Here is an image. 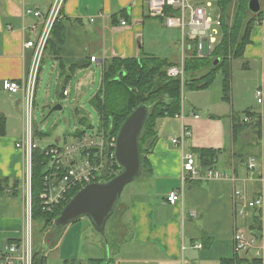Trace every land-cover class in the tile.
<instances>
[{"label":"crops","instance_id":"0c3cea01","mask_svg":"<svg viewBox=\"0 0 264 264\" xmlns=\"http://www.w3.org/2000/svg\"><path fill=\"white\" fill-rule=\"evenodd\" d=\"M51 2L0 0V115L4 118L0 129V252L8 241L22 237L24 212V155L15 147L22 133V101L19 93L5 91L2 84L4 80H20L30 65L32 49L24 43L37 38L42 19L27 10L45 12ZM61 19L64 41L58 47L59 54L50 44L43 56L35 106L42 69L48 66L45 59L59 71L64 67L71 76L82 70H102L105 61L113 57H140L144 53L173 65L179 63V33L177 38L158 36L156 24L166 26L149 15L147 0H65ZM249 38L235 74L231 66L228 100L218 97L212 104L196 102L186 107L181 101L180 116L162 119L158 127L156 123L157 138L146 153L147 165L127 185L119 205L117 219L122 228L105 229L104 235L98 232L100 237H95L91 223H82L79 218L62 230L56 243L43 249L46 264H63L71 258L102 260L105 264H223L224 259L264 264V19L253 26ZM91 56L96 60L91 61ZM58 80L62 82L60 94L68 96L66 85L60 77ZM256 89L262 90L263 103L256 101ZM46 102L56 101L49 97ZM247 109L260 114V131L250 125L234 141L233 123L249 117L244 114ZM253 121L250 117L247 122ZM182 130L186 135L181 148L171 140ZM201 149L217 151L210 166L201 164ZM185 153L194 155L200 169L211 167L224 177L206 179L202 174L182 179ZM171 191L181 192L182 199L170 204L167 195ZM261 195V205L238 213L243 199L251 201ZM257 212L261 238L247 250H237L234 235L253 238L251 225ZM83 233L84 239L80 237Z\"/></svg>","mask_w":264,"mask_h":264},{"label":"built area","instance_id":"2783aa9c","mask_svg":"<svg viewBox=\"0 0 264 264\" xmlns=\"http://www.w3.org/2000/svg\"><path fill=\"white\" fill-rule=\"evenodd\" d=\"M65 0H52L45 12L30 10L34 16L42 19L41 30L34 40H27L25 48L32 49L30 65L20 80H4L2 87L12 94H20L22 101V133L15 142V147L24 155V174L21 185V195L24 204L23 234L18 240L8 241L0 252V264H33V220H32V153L35 149L43 151L46 157L42 178L40 203L43 210L49 211L58 204L67 201L72 190H79L90 182H102L106 175L116 173L114 157L115 138L111 139L107 131L97 128L90 135L85 133L74 135V140L61 144H50L40 147L35 139L33 126L36 85L45 47L55 20L61 17V9ZM213 0H147L149 15L160 19L163 24L179 33L178 49L179 63L166 67V73L171 77L183 79L184 61L190 57L203 58L209 55L217 45V35L220 31L221 19H212L207 14V8ZM125 20L121 24H125ZM91 61L96 57L91 56ZM67 91L63 90V95ZM254 96L258 103H263L261 89H256ZM181 114H176L180 116ZM249 121L250 117H244ZM186 132L181 131L179 137L171 141L183 147ZM48 165L46 166V164ZM249 166L253 162L249 161ZM202 170V171H201ZM119 173V172H118ZM203 174V175H202ZM191 177L202 175L206 179L222 178L223 173L211 167L200 169L196 166L192 153H185L181 164V176ZM235 195L242 196L240 191ZM182 199V193L171 191L167 195L170 204ZM263 195L251 200H242L239 214L245 213L247 207L261 205ZM237 250H247L254 245V238H246L236 233L233 237ZM200 247V244L196 245Z\"/></svg>","mask_w":264,"mask_h":264},{"label":"trees","instance_id":"16d2710c","mask_svg":"<svg viewBox=\"0 0 264 264\" xmlns=\"http://www.w3.org/2000/svg\"><path fill=\"white\" fill-rule=\"evenodd\" d=\"M247 1L218 0L221 10V39L206 57L185 59L182 80L179 77L167 75L166 67L173 65L172 63L167 59L151 54L144 53L140 57H113L103 64L102 85L100 90L93 95L91 103L100 116V128L107 131L111 139L116 138L121 124L133 109L141 104L149 107L147 120L138 138L141 170L146 167V153L151 150L157 138V119L173 117L180 112L183 88L204 89L213 82L216 71L221 70L223 74V99H229L230 60L243 55V50L250 41L249 37L253 26L264 19V0L261 2V10L255 14L248 10ZM231 4H233L234 14L229 23L227 10ZM64 37V25L61 17H59L53 23L44 54L50 44L56 47V53L59 54L58 47L64 41ZM73 66L70 70L73 69ZM59 77L65 85L71 75L63 67L59 71ZM244 114L254 121L250 123L236 119L232 131L234 141L238 138L239 133L250 125L255 128L256 132L259 133L260 131V114L248 109L244 111ZM85 120L84 115H81L78 119L81 123H84ZM3 123L4 118L0 115V129L3 127ZM79 134L81 133L78 132ZM216 154L217 151L214 149H201L199 151L201 164L210 166ZM45 163L46 157L43 151L35 149L32 153L33 264H46V256L43 248L39 245V236L52 230L50 235L46 237L44 235L43 240H46L48 244L55 243L53 239L54 220L67 201L78 191L77 189L72 190L68 194L67 201L58 204L53 209L43 210L40 203V193L42 191ZM115 168L116 173L106 175L102 181L108 180L120 172L117 163ZM119 205L120 202L118 201L114 211H120ZM261 231V218L257 212L251 225V233L255 241L261 238ZM238 261V259H224L222 262L223 264H239ZM63 264L105 263L96 259L78 260L71 258L64 260Z\"/></svg>","mask_w":264,"mask_h":264},{"label":"rangeland","instance_id":"374dc122","mask_svg":"<svg viewBox=\"0 0 264 264\" xmlns=\"http://www.w3.org/2000/svg\"><path fill=\"white\" fill-rule=\"evenodd\" d=\"M262 2V0H261ZM227 13L229 15L228 22L230 23L234 14L233 4L228 7ZM207 14L212 19H217L221 15L220 6L218 0L212 1V6L207 8ZM158 33V36H170L171 38H177L178 32L175 30L162 27V25H157L154 28ZM221 39V31L217 35V40ZM45 59V63H48V66L42 69V74L37 87V103L34 109V129L37 126V131L35 132V139L39 146L44 147L50 144H61L62 142H70L74 140V135L77 132L85 133L90 135L92 131L96 130L101 126L100 116L98 111L91 103V99L95 93H97L102 85V70H90L84 72L83 70L78 75H72L69 80L65 83L67 90L69 91L68 96H62V82H59V69L58 67H51V63ZM240 64V59L233 58L230 62V72L231 66L233 72L237 71V67ZM236 82V81H235ZM223 86V74L221 70H217L213 82L204 89H182V103L183 106L188 104H194L196 102L208 103L211 104L223 97L222 92ZM230 88H231V73H230ZM59 94V96H58ZM49 97H54L55 103L46 102L45 100ZM226 101V99H223ZM55 104H60L61 109L53 110ZM78 110V111H77ZM84 115L86 120L84 123L78 121L79 117ZM162 119H167V117L157 119V127ZM168 125L170 123H167ZM177 124V123H176ZM48 163L46 164V166ZM128 187V186H126ZM121 195L119 202L122 201L126 188ZM82 223L85 221L90 223L86 217H81ZM69 225V224H67ZM59 227L58 229L53 230V239L55 243L62 236L60 235L62 230L66 229L68 226ZM121 224L119 219H117V212L114 211L111 217L108 219L106 224L107 231H118L120 230ZM93 235L95 237H100V234L94 230ZM52 230L46 232L39 236L40 246L43 249H47L49 246L46 240H43L46 236L50 235ZM117 233V232H116ZM35 234V233H34ZM88 234V233H87ZM86 234V235H87ZM45 235V237H44ZM85 234H81L83 238ZM35 237V236H34ZM84 239V238H83ZM35 241V238H34ZM81 244V242H80ZM242 251H239L241 253Z\"/></svg>","mask_w":264,"mask_h":264},{"label":"water","instance_id":"95a60500","mask_svg":"<svg viewBox=\"0 0 264 264\" xmlns=\"http://www.w3.org/2000/svg\"><path fill=\"white\" fill-rule=\"evenodd\" d=\"M248 10L255 14L261 10V0H248ZM61 109L55 105L53 110ZM149 107L138 105L121 124L114 147V157L120 172L102 182H90L80 188L63 206L54 220L55 229L81 217H86L92 227L105 234L108 219L122 195L124 188L141 175L138 138L147 120Z\"/></svg>","mask_w":264,"mask_h":264}]
</instances>
